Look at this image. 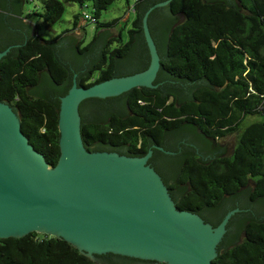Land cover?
I'll use <instances>...</instances> for the list:
<instances>
[{"label": "water", "instance_id": "obj_1", "mask_svg": "<svg viewBox=\"0 0 264 264\" xmlns=\"http://www.w3.org/2000/svg\"><path fill=\"white\" fill-rule=\"evenodd\" d=\"M174 0H146L132 52L117 60L110 80L81 87L82 77L101 58L109 34L100 32L84 55L77 51L78 32L61 40L54 54L70 73L62 85L42 71L30 95L58 111L61 156L51 167L23 134L17 110L0 103V239L33 232L61 238L95 264H216L246 238V225L264 223V197L250 199L253 185L226 196L216 207L181 211L176 203L186 185L169 190L189 157L208 166L235 150V134L215 144L192 125L166 131L161 146L148 138L146 154L129 153L127 145L98 142L88 147L82 125L104 124L112 112L127 113L125 97L134 88L174 93L179 104L195 102L192 92L214 86L207 79L188 80L161 68L167 38L185 14L172 15ZM243 11L238 0H202ZM0 61L17 57L31 27L10 19L21 16L17 0H0Z\"/></svg>", "mask_w": 264, "mask_h": 264}, {"label": "trees", "instance_id": "obj_2", "mask_svg": "<svg viewBox=\"0 0 264 264\" xmlns=\"http://www.w3.org/2000/svg\"><path fill=\"white\" fill-rule=\"evenodd\" d=\"M21 16L10 19L31 27L28 42L17 57L0 61V103L17 110L23 134L51 167L61 156L60 115L52 103L30 95L28 86L37 85L46 71L57 85L69 76L67 66L59 61L53 48L78 27L80 15L74 16L73 28L45 40L41 24L59 23L67 5L79 4L91 9L85 19L96 25L93 39H78L77 51L82 56L107 32V45L101 58L82 77L79 85L90 87L114 77L117 60L126 58L142 32L139 27L140 5L128 2L134 18L128 24L120 19L102 22L104 12L120 0H17ZM245 15L235 8L225 9L202 0H174L170 11L185 14L167 38L166 56L161 68L177 77L198 81L207 79L214 90L199 87L192 92L193 102L179 104L176 95L160 90L134 88L126 97L127 113L112 112L104 124H83L82 138L88 147L98 142L118 147L127 145L129 153L146 154L148 138L161 146L166 131L180 129L185 123L195 126L215 144L222 138L241 131L247 118L264 114V0H238ZM25 3L33 4L29 15ZM1 16H7L0 9ZM41 22V24H40ZM120 25V29L117 27ZM116 30V34L113 33ZM253 185L250 199L264 197V122L250 124L239 135L230 156L214 159L208 166L189 157L169 190L186 185L188 193L176 203L181 211L198 212L216 207L226 196ZM216 264H264V223L246 225L244 242L223 253ZM0 264H95L71 243L39 232L21 238L0 239ZM166 264V263H158Z\"/></svg>", "mask_w": 264, "mask_h": 264}, {"label": "rangeland", "instance_id": "obj_3", "mask_svg": "<svg viewBox=\"0 0 264 264\" xmlns=\"http://www.w3.org/2000/svg\"><path fill=\"white\" fill-rule=\"evenodd\" d=\"M128 1L129 4L133 6L138 0H128ZM24 10H25L24 15L26 14L29 15L30 14L29 12L33 10V4L25 3ZM88 12H91L90 8L89 9L81 8L79 4L67 5L65 14L59 23L52 25L50 27H45L40 22L41 24L40 35L45 40H52L57 35H60L65 31L71 30L73 28L74 16L80 15L78 27L74 32H78L80 34L79 39L85 37L88 43L93 39L96 32L95 31L96 25L94 23H90L86 21L83 18L84 13H88ZM133 18H134V13L133 11H129L127 0H120L115 4H113L108 9V11L103 13L101 21L109 22L115 19H120V24L122 25L125 23L128 24L129 21H132ZM119 29H120V25L117 27V30ZM116 32H117L116 30H113V33L116 34ZM256 122H264V114L254 116L252 118H247L245 123L241 126V131L244 130L246 127H248L250 124ZM241 131L234 133L236 136V138L234 139L235 148L237 146Z\"/></svg>", "mask_w": 264, "mask_h": 264}, {"label": "built area", "instance_id": "obj_4", "mask_svg": "<svg viewBox=\"0 0 264 264\" xmlns=\"http://www.w3.org/2000/svg\"><path fill=\"white\" fill-rule=\"evenodd\" d=\"M85 19H90V17L88 15H85Z\"/></svg>", "mask_w": 264, "mask_h": 264}, {"label": "flooded vegetation", "instance_id": "obj_5", "mask_svg": "<svg viewBox=\"0 0 264 264\" xmlns=\"http://www.w3.org/2000/svg\"><path fill=\"white\" fill-rule=\"evenodd\" d=\"M219 142V141H218ZM218 142H216V144L218 143ZM159 147V146H158Z\"/></svg>", "mask_w": 264, "mask_h": 264}]
</instances>
